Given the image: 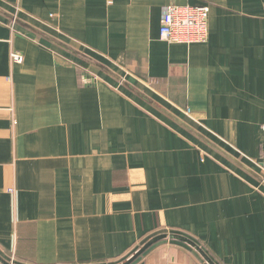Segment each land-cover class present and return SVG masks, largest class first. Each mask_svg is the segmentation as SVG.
I'll return each instance as SVG.
<instances>
[{
	"label": "crops",
	"instance_id": "obj_1",
	"mask_svg": "<svg viewBox=\"0 0 264 264\" xmlns=\"http://www.w3.org/2000/svg\"><path fill=\"white\" fill-rule=\"evenodd\" d=\"M168 4L208 5V39L162 41ZM263 139L264 0H0L2 259L120 264L176 233L264 264ZM131 264L207 263L165 239Z\"/></svg>",
	"mask_w": 264,
	"mask_h": 264
},
{
	"label": "built area",
	"instance_id": "obj_2",
	"mask_svg": "<svg viewBox=\"0 0 264 264\" xmlns=\"http://www.w3.org/2000/svg\"><path fill=\"white\" fill-rule=\"evenodd\" d=\"M209 7L203 5H176L168 4L163 7L159 35L162 41L177 44H202L208 37ZM12 63H22L24 57L18 52L10 53ZM187 116L191 115L189 107L185 110ZM264 147V139L262 142ZM264 177V158L258 164ZM12 192L11 189L8 190ZM12 263V260L10 259Z\"/></svg>",
	"mask_w": 264,
	"mask_h": 264
},
{
	"label": "water",
	"instance_id": "obj_3",
	"mask_svg": "<svg viewBox=\"0 0 264 264\" xmlns=\"http://www.w3.org/2000/svg\"><path fill=\"white\" fill-rule=\"evenodd\" d=\"M10 19L12 20V22H15L18 20L16 16H10ZM61 46L65 47L64 45H61ZM66 47L69 50H72L70 47H68V46H66ZM101 68L104 69L105 71H108L109 73H111V75H113L118 81H121L122 84L129 87V85L120 76L119 77L116 76L115 74H113V72L109 71L104 66H101ZM138 93L142 97L146 98L140 92H138ZM165 239L171 240V241H175V240L181 241L184 244H186L187 246H189L190 248H193L201 256V258H203L205 260V262L207 264H216L214 262V260L212 258H209V256L203 251V249L195 241H191L188 238H186L180 234H176V233L175 234H168V233L157 234V236H154V237L148 239L147 241H145V243L142 244L139 249H137L133 254H131L129 257H127L124 262H122L120 264H131L133 261H135V259L140 257L141 254L144 251H146L148 248H150L154 244L158 243L159 240H165ZM0 264H14V263H11L10 261L4 260L0 257Z\"/></svg>",
	"mask_w": 264,
	"mask_h": 264
}]
</instances>
